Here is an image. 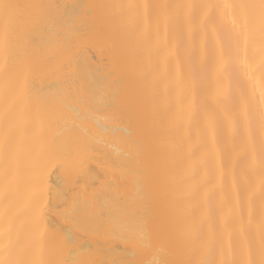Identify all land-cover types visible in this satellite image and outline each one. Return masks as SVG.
I'll list each match as a JSON object with an SVG mask.
<instances>
[{
  "label": "bare ground",
  "instance_id": "obj_1",
  "mask_svg": "<svg viewBox=\"0 0 264 264\" xmlns=\"http://www.w3.org/2000/svg\"><path fill=\"white\" fill-rule=\"evenodd\" d=\"M12 2L45 7L0 55V246L56 264L258 259L262 34L228 6L259 0Z\"/></svg>",
  "mask_w": 264,
  "mask_h": 264
},
{
  "label": "snow or ice",
  "instance_id": "obj_2",
  "mask_svg": "<svg viewBox=\"0 0 264 264\" xmlns=\"http://www.w3.org/2000/svg\"><path fill=\"white\" fill-rule=\"evenodd\" d=\"M40 4H23L15 3L12 0H0V55L3 56L5 63L9 60H14L17 53L13 47V40L21 33V30L26 26L29 19L32 18L40 9L44 8ZM131 7V6H130ZM212 7V6H206ZM239 10L243 18L245 27H254L259 24L262 34L261 52L264 53V0H259L258 4H239L229 5ZM261 68L264 69V57L261 59ZM81 104H85L83 98L76 99L74 94H71V100L64 102L62 107L67 111L74 113L77 119L89 118L88 109L85 106L81 111ZM264 121V117H262ZM100 126L99 121L96 122ZM9 143L8 135H5L4 147L7 148ZM86 147V146H85ZM74 153L69 150L67 156L71 157ZM73 163L82 164L83 161H73ZM260 227L264 233V215H262ZM68 244H75L71 238L67 239ZM0 252L7 253L6 256L0 255V264H56L54 261H30L27 259L14 256L11 244L0 246ZM69 254H74V249H68ZM60 264H96L94 261L84 260H69L65 259ZM103 264V262H101ZM248 264H264V235L260 242L259 258L256 260L249 259Z\"/></svg>",
  "mask_w": 264,
  "mask_h": 264
}]
</instances>
